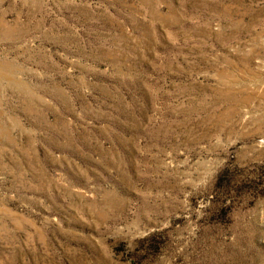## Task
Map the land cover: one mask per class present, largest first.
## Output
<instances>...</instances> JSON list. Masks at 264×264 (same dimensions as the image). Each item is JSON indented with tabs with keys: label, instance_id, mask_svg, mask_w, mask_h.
I'll use <instances>...</instances> for the list:
<instances>
[{
	"label": "rangeland",
	"instance_id": "obj_1",
	"mask_svg": "<svg viewBox=\"0 0 264 264\" xmlns=\"http://www.w3.org/2000/svg\"><path fill=\"white\" fill-rule=\"evenodd\" d=\"M0 264H264V0H0Z\"/></svg>",
	"mask_w": 264,
	"mask_h": 264
}]
</instances>
